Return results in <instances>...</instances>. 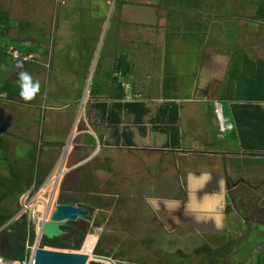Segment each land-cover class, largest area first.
Returning a JSON list of instances; mask_svg holds the SVG:
<instances>
[{
    "label": "rangeland",
    "instance_id": "1",
    "mask_svg": "<svg viewBox=\"0 0 264 264\" xmlns=\"http://www.w3.org/2000/svg\"><path fill=\"white\" fill-rule=\"evenodd\" d=\"M11 1L12 0H0V10L12 11V16L18 17V20L24 24L28 21H32L35 27L36 25L38 27L35 28V33H40V27L44 24L47 32L50 33L52 31L53 41H56L59 38H57V36L60 33V37L67 38L66 41L68 42L67 44L69 47L75 46L77 43L80 44L83 38H88L87 34L95 36L101 26L98 22H94L91 19L90 24L86 20L88 16H83L77 9V14L75 16L72 15L73 19L71 20L68 12L66 11L69 8L68 3L70 4V0H58V3L56 4L53 2L52 4L44 2L46 3V6H43V13L40 12V8L39 11H37V15L39 14L38 18L42 20V25L38 21H34L33 18L37 20V17H33V12L37 10V7L43 3V1H37L36 6L35 2L33 3V1H30V3L27 4V9L29 7L30 10L22 11V9H20V12L15 10L16 13L12 7ZM117 1L118 0H112L110 15L108 16V22L111 23L109 29L105 31L108 43L111 38L110 36H114V32H117L118 25L121 22L119 17L115 18L116 8L113 9V6H116ZM231 1L238 3L235 5L237 8L241 3L248 1L254 3L256 8V4L258 3V0ZM167 2H170V0H167ZM128 5L129 3L125 4L123 9H125ZM236 10L237 9H234V11ZM64 16H66L71 22L68 28L65 20L66 18ZM150 16H153V14H149L147 17ZM192 17L193 15L189 16L190 19ZM52 18H58L59 20L54 21ZM209 19L210 18L206 21L205 29L203 28L198 32V36L201 35L203 31L205 33L207 32ZM75 20L76 24L74 22ZM168 20H171V18ZM184 20L186 24L188 20L186 21L184 18L176 22ZM200 20H203V16ZM59 21H61V28H59ZM190 22H192V20H190ZM191 27L192 29L190 33H194L198 30V27L195 24H192ZM55 28H59V30ZM180 28H182V26ZM233 28L236 27L233 26ZM233 28L230 23L227 24L225 27L226 34L231 33ZM101 32L98 36L99 39ZM185 32L188 33L189 30L186 29ZM215 32L216 28H213L209 37L210 41L213 40ZM85 33L87 34L85 35ZM5 34L6 33L3 28L0 27V49H3V51L7 53L11 45L17 44V40ZM82 34H84V36ZM255 36L259 39V35L257 33H255ZM28 38L35 39L34 36ZM238 39L234 41V46H236V48L239 46ZM104 41L102 40V42ZM102 42L98 43L99 52L97 55L99 56L96 71H98L102 65ZM228 42L229 41L225 42L223 47L227 48ZM261 44V42H257L256 40L252 42V45L259 49L261 48ZM109 50L110 49L108 48L107 51ZM49 51L54 54L52 50L49 49ZM48 55H50V53L46 54V56ZM250 56H246V60H241L240 62L235 63L231 72H234L235 68H248L250 65L255 67L257 65L256 62H260V59H257V57L253 56L251 53ZM49 57L50 56L42 58V62H47ZM165 59V55L163 56L162 53L157 54L156 57L151 59L149 68L153 70L155 69L156 75L159 74L158 69L165 68ZM66 61L67 59L65 58L64 62ZM48 75L50 76L48 77ZM72 76H74V74H72ZM56 77L59 78V84L56 81ZM39 79L41 84H43V88L47 90V93H51L57 97L56 100L49 98L47 94L44 93L43 89L38 93L39 97L31 101H25L27 102L28 107L20 106L19 103H23L22 101L10 103L9 101H4L5 99L3 100L0 98V141L1 139H4L3 144L0 142V175L6 176L9 174L7 168L12 163L10 160L12 159L13 162L19 163V170H26L27 173L29 169L33 167L32 163L34 161V163H36L35 175L37 176L32 187H30L27 193H25L20 199V203L11 206V209L13 210H21L20 213H22V216L20 213L17 214L8 222H12L8 228L0 232L2 236V243L3 241V244L7 243V241L4 240L7 231H9V233H16L11 230L10 227H12V225L20 220L24 215L28 216L30 227L35 228V232H40V221L44 220L46 217L51 219L56 210V206L61 203V201L74 199L78 202L86 201L88 205L97 209L95 211L96 214L93 218L92 225L89 226L86 224V228L88 229L86 230L82 246L79 247L81 252L84 253L85 243L90 237L94 236L98 239V245H96V251L94 250V252L90 254L92 257H95L98 252L102 251L103 253L116 254V256H119L120 258L143 260L144 262H149L150 264H163L166 262L175 264L182 260H184V263H187V258L194 253V249L202 244V239L199 235L194 232L187 231V229H181L178 231L179 233L173 234L162 232L161 229L158 228L155 221L156 214L154 210L157 209L153 207L150 201L156 200L159 206L160 202L158 200L161 199L158 198H162L163 201L167 199L166 204L169 208V205L172 206L176 204L172 203L170 199L176 200L182 198L183 194L189 195L190 200L186 202L187 204L183 207V210L185 211L186 209H189L186 216L193 220H197L195 218L197 215L205 216L206 218L200 221L209 222L210 218L208 217H213L212 214L207 212L198 213L190 211L191 208L198 206L195 203L198 201L195 199L196 194L198 195V193L203 192V197L200 196L203 202L202 205L210 210L214 209V211H217V209H221L218 207V201L223 205L221 210L225 208V204L228 201L226 193L224 189H222L220 193L221 195L217 193L211 196L209 193L204 192L201 190L203 188V183L200 179L201 176H198L199 178L195 177V174L193 173L201 171L203 174L213 171L217 174H222L224 172V168L222 163H220L221 160L216 161L210 157L200 158L197 156H190L189 154L184 155L182 153L172 154L169 152L164 154L165 149H161L159 151L145 149L144 147L146 146L162 147L167 141L168 144L170 143V133L166 132L159 135L155 133L158 132L157 130L152 129V125L150 123L157 114V112H153L156 111V105L159 103H156V105L154 104V106L151 105L152 113L147 114L145 117L144 121L147 125V135L139 130L132 115H124L122 130H126V133L132 134V139L133 141L135 140L136 146L120 145L121 140L118 141V139L112 137L113 129L109 128V125L102 120L101 111L93 108V103L97 100H91V93L87 96L89 91L86 95L88 98L86 101L83 99V101L81 99V101H78L75 98L77 96L76 88H74L72 84H67L66 82H64L65 84L62 83L61 76H58V72L55 70H45L43 76ZM74 79L79 80L77 74ZM82 80L83 85L78 88H83L82 94H84L86 93V89L84 91L85 80ZM99 80L102 82V76L100 77V74L96 72L93 78V84L98 83ZM48 83L50 87L49 89H46V85ZM63 86L68 87L66 93L61 90V87ZM161 88L162 86L160 89ZM89 90L91 91V89ZM14 91L17 92L16 95L18 96V99H21L19 95L20 89L18 83L14 84ZM156 93L158 98V96H160L158 93L160 92L157 91ZM161 94L165 96L170 94L168 93L167 84L164 90H161ZM67 97H71L72 99L68 101ZM105 97L106 96L102 95V99ZM131 98L134 99L132 102L139 101V99L132 96ZM176 98L184 100L186 97L180 95ZM161 99L162 96L159 100ZM223 104L227 109L228 104ZM197 105L198 107L200 106L199 104ZM157 106L160 107V105ZM183 106V121L181 122V125L177 126L179 132L177 136L178 140L180 141V139H182V141H186L184 148L185 150H190L191 143L193 142L191 141V137H193L194 134L201 133L200 138L203 139L204 145L207 146L209 141L208 139H210L211 135L209 133V131H211L210 124L214 118H210L208 115V117L205 116L203 118L201 115H198L196 120H193L194 116L189 115L192 112L194 113L196 108L192 105V109H190V104H188V102H183ZM38 108H42V110ZM229 115L230 113L228 110L225 112V116L228 117ZM95 125L101 126V134L103 132V138L100 136L99 130H95ZM93 129L99 134L94 132ZM151 130L152 132L154 131V133L149 135ZM75 132L76 134L72 144L73 146L66 152L64 159L63 154L65 149L71 139V136ZM106 132L107 134H105ZM95 133L98 135V138L94 136ZM87 134H91L95 137L97 141L96 146L95 144L92 145L90 143L88 145L85 143L87 140ZM230 134L227 136L228 139L230 141H235L233 135ZM38 135H42L41 140L37 137ZM151 136L154 137L153 142L150 140ZM156 137H159V140H156ZM221 137L223 138V136ZM100 138L103 140L102 142H100ZM189 139L191 142L188 141ZM124 140L126 141V139ZM219 141L220 140L218 139L216 140V142ZM98 142L100 145L99 147ZM213 143H215V141L211 142V144ZM6 154H8L7 156L10 159L6 160ZM189 163H192V165ZM194 163L199 169L198 171L194 169ZM71 168L75 169L68 171ZM40 176L41 178L46 177L45 183L53 176L57 179L54 182L58 181V183H60L58 184L56 182L51 187H49V185L52 183L46 185L44 183V185L36 191L35 188H37ZM250 176L264 179V171L262 169H251ZM229 177H231V175H229ZM236 178L237 177H235V180H237ZM218 181L220 185L223 184V180L219 179ZM198 188L200 189L199 191L197 190ZM47 189L50 190H48L47 193H43ZM41 194L43 195V198L40 197ZM145 197H148L149 199L146 200ZM41 205H44L43 210L39 209ZM102 205L105 206V210L103 211ZM180 207H182V205H178L176 209H179ZM233 210L234 211L229 217L232 218L233 223L236 225L240 215L234 207ZM175 213L176 211H174V214ZM179 214H181V212H179ZM102 216L104 218L103 223ZM168 217H170L169 213ZM182 230H186L184 232L185 238L181 236ZM151 241L156 243L152 245L150 244ZM163 241H165L164 244L158 243ZM77 243L69 242L71 246L68 248H45H53L70 252L77 249ZM178 247H182L183 250L176 252ZM258 255L264 256V252L261 250ZM95 262L96 260H93L91 264H95ZM254 262H256V258L253 255L252 263Z\"/></svg>",
    "mask_w": 264,
    "mask_h": 264
},
{
    "label": "crops",
    "instance_id": "2",
    "mask_svg": "<svg viewBox=\"0 0 264 264\" xmlns=\"http://www.w3.org/2000/svg\"><path fill=\"white\" fill-rule=\"evenodd\" d=\"M30 1H33V3L35 2L36 6V2L39 0H12L11 3L14 11L18 10L20 12V9H22V11L30 10L29 7L27 9V4H29ZM40 1H43V3H41L37 7V10L33 12V17L36 16L37 20H35V18L33 19L35 22L38 21L42 25V20L38 18L39 14L37 15V11H39L40 8V12L43 13V6H46V3L44 2H47L48 4H52L53 2L56 4L58 3V0ZM111 2L112 0H70V4L68 3L69 8L67 7L68 10H66L71 20L73 19L72 15L75 16L77 10H79L83 16H88L87 18H84H86L90 24L91 19L102 26V30L98 29L97 31L98 36L102 31L98 43H101L102 40L104 41L105 39V41L102 42V73L100 75V77L102 76V82L100 80L99 82L104 86L105 90L109 89L111 84L113 85L117 80L124 82L128 93L125 102H132L134 99L131 98V96L139 99V101L136 102H144L148 109V114L152 113L151 105L154 106V104L156 105V103H159L157 105H160V107L156 105V111L153 112H157V114L150 122L152 129L157 130L158 132L155 133L159 135L166 133L158 127L159 122L155 121L160 108H165L168 101L176 103L177 106H179L178 120L176 123V126H178L181 125L184 117L183 102H188V104H190V109H192V105L196 108V111L189 115L194 116L193 120H196L198 115H201L203 118L205 116L214 118L210 124L211 131H209V133L211 135L210 139H208L209 146L212 141H215V144L211 148L223 149L226 147L227 149L234 148L236 151H239L240 148L238 147L239 144L237 141H230L227 137V134L233 132L236 126L231 120V114L226 117L225 112H227L226 110H229L230 113L231 104L235 101L231 96H236V92L237 94H239V92H244V88L247 87V84L244 80L242 81V78L240 77L241 75L236 71L237 68L234 69V72H231V70L235 63H238L241 60H246L245 57L250 56V53L257 57V59H260V61H264V29H262L264 28V0H258L256 8L255 4L249 1L241 3L237 8L235 5L238 3H234L231 0H170V2H167V0H118L116 6H113V9L116 8L115 18L119 17L121 22L118 25L117 32H114V36H110L111 38L108 43L105 31H107L111 25V23L108 22ZM127 3H129V5L123 9V6ZM234 9L237 10L234 11ZM6 11L9 12L11 21L7 24L6 29H4V32L6 33L5 35L11 36L17 40V44L11 45L8 51L11 48H15L23 55L34 53L40 54L42 57L36 59V61L26 63L24 61H15L8 52L7 53L10 57L7 61H4L3 58L5 57L0 54V89L5 86H11L10 90L15 93L13 96H10V93L3 92L0 94V98L3 100L5 99L4 101H9L10 103L22 101L23 103H19L20 106L28 107L27 102L23 101L22 98L18 99V96L16 95L17 92L14 91V84L18 83V73L22 70L28 71L33 78L39 80V82V78L43 76L45 70H55L58 72V76H61L62 83L66 82L67 84H72L74 88L83 85L82 79L75 80L74 77L76 76L75 66H79L80 59L85 57L84 50L78 49L76 46L69 47L67 44L68 42L66 41L67 38L60 37V33L57 36V38H59L56 41H53L52 31L50 33L47 32L44 24L40 27L41 32L35 33L34 30L37 25L35 27L32 21H28L24 24L18 20V17L12 16V11ZM149 14H153V16L147 17ZM190 15H193L191 19L189 18ZM202 16L203 20H200ZM64 17L66 18L65 20L68 28L71 22L66 16ZM169 18H171V20H168ZM182 18L186 19V21L188 20V22L186 24L185 20L176 22L180 21ZM208 18L210 19L207 32L205 33L203 31V33L198 36V32L203 28L205 29V24ZM52 19L54 21L59 20L58 18ZM190 20H192V22H190ZM74 22L76 24V20ZM229 23L232 28L233 26L236 28H233L231 33L226 34L225 27ZM192 24H195L198 27V30L194 33H190ZM59 26V28H61V21H59ZM181 26L182 28H180ZM257 27L259 39L253 32ZM59 28L55 29L59 30ZM213 28H216V32L213 40L210 41L209 37ZM186 29L189 30L188 33L185 32ZM86 34L87 33H85V35ZM82 35L84 36V34ZM88 35L89 34H87V37ZM32 36H34L35 39L28 38ZM236 39H238L239 42L237 48L234 46V41ZM83 40H89V38H83ZM255 40L262 43L260 49L252 45V42ZM227 41H229L228 47L225 48L223 47V44ZM108 48L110 49L109 51H107ZM49 49L52 50L54 54H52ZM1 51L4 52L3 49H0V52ZM55 51H57V53H55ZM98 52L99 48L96 46V60L93 62V68L94 63H98ZM47 53H50V55H48L50 57L48 58V61L44 63L42 62V58L48 57L46 56ZM159 53H162L163 56L165 55L166 64L164 61L165 68L158 69L159 74L156 75V70L150 69L149 64L151 59L156 57ZM65 58L67 59L66 62H64ZM19 63L23 64V69L17 67V64ZM96 67L97 64L95 65V69ZM260 67L261 64L258 63L254 68ZM123 69H128L127 76H123ZM91 70L93 71V69ZM96 70L95 73L97 72ZM241 70L244 71L245 68H241ZM92 71H90L88 79L84 82V88L86 90L88 89ZM72 74H74V76H72ZM49 76L50 75H48V77ZM77 76L79 77V74H77ZM93 78L89 89L92 88ZM56 81L59 84L58 77H56ZM239 83L243 84L238 85ZM166 84L168 85V93H170L168 96L161 94V90H164ZM47 85H49V83ZM161 86L162 88L160 89ZM42 89L43 91L45 89L43 88V84H41L40 91ZM67 89V86L61 87V90L65 93L67 92ZM130 89L131 92H128ZM88 91L89 93L87 92V96H89L92 89L91 91ZM157 91L160 92L158 93V95H160L158 98L156 96ZM101 95L106 96L105 98L109 97L107 92H104ZM180 95L185 96L186 98L184 100L176 98ZM87 96L85 97L86 99L83 100L86 101L88 99ZM161 96L162 99L159 100ZM37 97H39L38 94L34 99ZM67 98L68 101L72 99L71 97ZM240 101L241 103L244 102L242 100ZM216 102H219L222 105L225 119L234 124V128L228 131L227 134L222 135L223 138L220 136V133L218 135L219 123L217 122L218 119L214 112ZM223 103L228 104L227 109L224 107ZM197 104L200 106L198 107ZM259 104L264 108V100L260 101ZM38 109L42 110V108ZM126 114L132 115L135 121V116L133 114L125 112L122 116L123 123L124 115ZM144 120L145 118L143 119L141 127L137 126L140 131L147 135V125ZM94 127L96 131L99 130L100 136L103 138V132L101 134V126L95 125ZM121 129H123V124L121 125ZM95 130L94 132H96ZM122 131L121 134H123ZM76 132L71 136L66 147L67 150L65 149L66 152L72 147L70 144H73ZM151 133L153 134L154 131L152 132L151 130L149 135ZM105 134H107V132ZM200 134L197 133L191 137V141L193 142L191 143L190 150L206 151L209 149L208 144L207 146L204 145V141L200 138ZM112 137L119 139V137L114 135L113 131ZM120 137V145L125 146V138L122 135ZM217 139L220 141L216 142ZM150 140L153 142L154 137L151 136ZM156 140H159V137H156ZM188 141H190V139ZM100 142H102V139ZM133 142V147H135V140ZM85 143L89 145L91 142L89 143V141L86 140ZM185 143L186 141L180 139V141L174 146H170V143L168 144L167 141L163 145L165 147L146 146L144 148L154 151L165 149L164 154L171 151L172 154L182 153L185 155V151H190L185 150ZM242 158H244V156H242ZM243 162L249 164V172H251V169H262L264 171V157L262 156L247 155L246 159H243ZM252 178L259 180L260 183L264 182L263 178L259 179L253 176ZM258 194L264 199V189H261Z\"/></svg>",
    "mask_w": 264,
    "mask_h": 264
},
{
    "label": "trees",
    "instance_id": "3",
    "mask_svg": "<svg viewBox=\"0 0 264 264\" xmlns=\"http://www.w3.org/2000/svg\"><path fill=\"white\" fill-rule=\"evenodd\" d=\"M10 21L11 17L9 12L6 10H0V27H2L3 30L6 29L7 24H9ZM76 46L78 49H82L85 52V57L80 59L79 66H75L76 74H79V79L86 80L89 77L93 61L95 60L96 46L83 39L81 40V43H77ZM1 52L0 54L5 57L3 58L4 61H7L10 56L6 52ZM256 63H260L261 67L254 68L253 65H250L248 68H245L244 71H242L241 68H237L236 70L239 75H241L240 77L242 78V81L244 80L246 82L247 87L244 88V92H239V94L236 92V96H231L235 101L231 104L230 114L231 120L234 122L236 128L230 135H233L235 141L239 144L238 147L240 150L248 151L254 156L264 157V108L259 104L260 101L264 100V61ZM123 70V76H127L128 69ZM97 72L101 75L102 68ZM240 84L243 83H239L238 85ZM49 87L50 86L47 85L46 89H49ZM10 88L11 86L2 87L0 89V94L8 92L10 93V96H13L15 93L12 92ZM91 89V100H97L93 103V108L101 111L102 120L109 124V128L113 129L114 135L119 137L118 141L121 140L120 136L122 135L126 139L125 144L127 146H134L131 136L132 134L126 133V130L122 131L121 129V125L123 124L122 116L125 112L133 114L135 116V124L141 127L143 119L148 114V109L146 108L145 103L125 102L128 97L127 89L125 83L118 80L115 81L113 85L111 84L110 88L107 90H105L100 82L93 84ZM76 92L77 96L75 98L78 101H81L85 94H82L83 88H76ZM104 92H107L109 97L102 99L100 96H102L101 94ZM44 93H46L51 99L56 100L57 98L51 93L49 95L45 89ZM240 100L244 102L241 103ZM178 113L179 106L172 101H168L165 108H160L155 119V121L159 122L158 127L162 131L170 133V146L176 145L179 141L177 137L179 132L176 126ZM121 131L123 134H121ZM219 133L220 131L218 132V135ZM87 141H89V143L91 142L92 145L97 142L95 137L91 134H87ZM0 142L3 144L4 139H1ZM7 155L8 154H6L5 157L6 160L10 159ZM10 160L12 163L7 168L9 174L6 176L0 175V230L20 213L21 210H13L11 209V206L20 203L22 196L27 193L37 178L35 175L36 163H34V161L32 163L33 167L30 168L27 173L26 170L22 171L18 169L19 163L13 162L12 159ZM45 179L46 177L41 178L40 176L37 188H35L36 191L44 185ZM61 203L64 202L62 201ZM10 228L16 233H9V231H7L5 237H8V242L6 244L2 243V236L0 234V257H3L8 261H24L28 254L27 243L30 241L31 244H34L37 239L35 228L30 227L27 215H24ZM83 241L84 239H81L77 243L76 248L81 247ZM2 246H5V249H2ZM46 246L68 248L71 245L62 239L49 240L44 237L42 247L44 248ZM93 260L99 259L92 257L89 264H91ZM253 264H264V256L258 255L256 262Z\"/></svg>",
    "mask_w": 264,
    "mask_h": 264
},
{
    "label": "flooded vegetation",
    "instance_id": "4",
    "mask_svg": "<svg viewBox=\"0 0 264 264\" xmlns=\"http://www.w3.org/2000/svg\"><path fill=\"white\" fill-rule=\"evenodd\" d=\"M100 29H102V26H100ZM253 32L254 34L258 33V27L254 29ZM88 38L89 40H85L86 42H91L94 46H98L99 38L97 32L95 36H88ZM55 53H57V51H55ZM85 95L86 94H84V97ZM37 137L41 140V135H38ZM214 144L215 143L210 144V146L208 144L209 149L206 151L190 150L185 151V154L200 158L210 157L213 160L216 159V161L221 160L220 163H222L224 172L222 174H217L213 171L209 172L212 179L206 184H202L203 188L201 189L204 192L209 193L211 196L217 193L221 195L220 193L222 189L225 190L226 198L228 200L225 204V208L223 210L217 209V211L214 212H207L212 214L213 217L219 213L221 216L220 226H217L214 218H210L209 222L188 218L186 216V211L183 210V207L187 204L186 202L190 200V196L186 194H183V197L180 199H170L172 203H176L172 206L169 205L170 209L166 204L167 199L163 201L162 198H158L161 199L158 200L160 202L158 206L159 212L154 210L156 214L155 221L162 232L173 234L179 233L178 231L181 229H187V231L194 232L202 239V244L194 249V253L187 258V263H184V260H182L175 264H253V255L257 258V255L261 250L264 252V199L258 194L261 189H264V182L260 183L259 180L250 177L249 164L243 162V159H246V156L252 155V153L245 150L236 151L231 148L227 149L226 147L223 149L211 148ZM70 145L73 146L72 144ZM96 145L97 144H95V146ZM242 156H244V158H242ZM189 164L192 165V163ZM195 165L196 164L194 163V169L198 171L199 169ZM193 174H195V177L202 176L201 171ZM229 175H231V177H229ZM235 177H237V180H235ZM219 179L223 180V184H219ZM56 182L58 183V181ZM197 190L199 191L200 189L198 188ZM198 195L196 194L195 196V199L198 200L195 203L196 205H202L203 202L201 197H203L204 193L200 192ZM145 199L148 200L149 198L145 197ZM63 202L76 206H84L85 209L91 211V220L70 222L65 227V230L69 232V235L66 239L62 240L67 243H77L81 239H84L86 230L88 229L86 228V224L89 226L92 225L93 218L96 214L95 211L97 209L88 205L86 201L78 202L74 199H68L63 200ZM177 205H182V207L176 209V213L174 214V211H171V208H176ZM233 207L240 215L236 225L233 223L232 218L229 217L234 211ZM103 210H105L104 205H102V211ZM179 212H181V214H179ZM168 213L170 214V217H168ZM103 219L102 216V223ZM185 231L186 230H182L181 233L183 238H185ZM4 240L8 242V237H5ZM164 242L165 241L158 243L164 244ZM155 243L156 242L154 241L150 242L152 245ZM52 247L60 248L59 246ZM2 249H5V246H2ZM176 250V252H178L183 249L182 247H178ZM95 256H102L110 259V261L96 260L95 264H150L143 260L120 258L119 256H116V254L103 253L102 251L98 252ZM163 264L172 263L166 262Z\"/></svg>",
    "mask_w": 264,
    "mask_h": 264
},
{
    "label": "water",
    "instance_id": "5",
    "mask_svg": "<svg viewBox=\"0 0 264 264\" xmlns=\"http://www.w3.org/2000/svg\"><path fill=\"white\" fill-rule=\"evenodd\" d=\"M91 74V79L89 81L88 89L86 90V95L89 90L93 75L95 73V65ZM131 92V89L128 90ZM85 95V97H86ZM84 97V99H85ZM83 108V105H82ZM96 136V134H94ZM97 137V136H96ZM98 138V137H97ZM99 145V142H98ZM100 146V145H99ZM67 150V149H66ZM66 150L63 156L66 154ZM75 168H71L68 171H72ZM22 216V213H20ZM91 211L85 209L84 206H76L73 204L59 203L56 206V210L52 215L51 219L47 217L40 221L39 225L42 229L43 237L48 238L49 240L55 239H66L69 235V232L65 230V227L70 222H78L82 220H91ZM18 219V218H15ZM12 222L6 224L1 230H5ZM54 248V247H53ZM47 249V248H38L36 251V264H88L90 256L86 253L81 252L80 248H77L75 251L66 252L58 249ZM95 259L100 261H110V259L102 256H95Z\"/></svg>",
    "mask_w": 264,
    "mask_h": 264
},
{
    "label": "built area",
    "instance_id": "6",
    "mask_svg": "<svg viewBox=\"0 0 264 264\" xmlns=\"http://www.w3.org/2000/svg\"><path fill=\"white\" fill-rule=\"evenodd\" d=\"M8 53L13 57V59H15V61H24L26 63L36 61V59L42 57L40 54H34V53L28 54V55H23L19 50L15 49V48H11L8 51ZM214 112L218 118L219 131H220L221 136L223 134H226L232 128H234V124L232 122H228V120L225 119L224 114H223L222 105L219 102L215 103ZM53 179H54V176L51 177V179L49 181H47L45 183V185L52 183ZM26 209H27V207H26ZM23 214H24V212H23ZM36 235H37V239H36L34 244H31L30 241L27 243L28 254H27V257L24 261H7L2 257H0V259H3V261L5 262L4 264H36V251L38 248H43L42 247V241H43L44 237H43V233H42L41 228H40V232H36Z\"/></svg>",
    "mask_w": 264,
    "mask_h": 264
},
{
    "label": "clouds",
    "instance_id": "7",
    "mask_svg": "<svg viewBox=\"0 0 264 264\" xmlns=\"http://www.w3.org/2000/svg\"><path fill=\"white\" fill-rule=\"evenodd\" d=\"M18 68L23 69V64L19 63L17 64ZM18 85H19V95L24 101H31L33 100L37 94L40 92L41 84L39 80H35L33 76L26 70H22L18 73ZM212 179L210 173H203L201 176V181L203 184H206ZM150 203L153 205L154 208L158 210V204L156 200H151ZM178 207V205H177ZM218 207L222 209L223 205L222 203H219L218 201ZM172 211H175L176 208H171ZM189 211V209H186V214ZM190 211L203 213V212H209L214 211V209L210 210L203 205H198L196 207H193L190 209ZM198 221L205 219V216L197 215L195 217ZM208 218H214L217 226H220L221 216L219 213H217L214 217H208Z\"/></svg>",
    "mask_w": 264,
    "mask_h": 264
},
{
    "label": "bare ground",
    "instance_id": "8",
    "mask_svg": "<svg viewBox=\"0 0 264 264\" xmlns=\"http://www.w3.org/2000/svg\"><path fill=\"white\" fill-rule=\"evenodd\" d=\"M86 104V103H85ZM54 181H55V176H54V179L52 181V184L49 185V187L53 186L54 185ZM50 190V189H47L45 190L43 193H47V191ZM42 193V194H43ZM40 195L41 198H43V195ZM39 199V198H38ZM39 209H44V205H41ZM41 228V227H40ZM98 242V239L94 236L90 237L89 240L85 243L84 245V253L88 254L90 256V259H89V262L91 261L92 259V256L90 255L91 253L94 252L95 248H96V245ZM97 249V248H96ZM96 251V250H95ZM0 263L1 264H4L5 262L3 261V259H0ZM89 264V263H88Z\"/></svg>",
    "mask_w": 264,
    "mask_h": 264
}]
</instances>
